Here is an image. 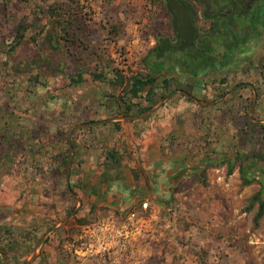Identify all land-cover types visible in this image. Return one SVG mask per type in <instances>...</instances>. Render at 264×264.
Returning <instances> with one entry per match:
<instances>
[{"label": "rangeland", "instance_id": "rangeland-1", "mask_svg": "<svg viewBox=\"0 0 264 264\" xmlns=\"http://www.w3.org/2000/svg\"><path fill=\"white\" fill-rule=\"evenodd\" d=\"M10 1L0 0V41L5 43L0 49L1 62L5 64L0 78V106L6 107L9 87L13 83L18 98L15 110L21 117L20 122L35 128L44 126L49 132L47 137L54 129H62L70 133L69 139L79 131L75 129L80 123L104 120L100 117V106L108 105L114 112L119 111L115 101L123 104L121 89L114 90L108 82L94 81L91 73L103 71L113 79L112 70H104L107 60L114 61L113 67L125 71V76L148 73L145 59L169 23L165 20L164 0H30L33 8H46L56 3L79 6L78 12L87 30L83 41L90 47V52L82 48L67 52L63 48L64 42L60 43V48L56 31L47 28L43 34L37 33L36 29L29 30L23 45L10 53L6 45L14 44L15 23L28 10L20 4L24 10L19 13ZM5 6L9 7L6 16L3 15ZM49 35L54 36L56 49L46 43ZM174 56L172 54L162 62L160 68H169ZM81 73L82 81L79 82ZM164 74L173 83L177 81L194 89L195 100L189 101L185 95L176 94L155 113L142 119L140 127L148 130L156 128V123L167 124L171 129L179 126L178 130L184 135L169 134L168 148L192 150L197 142L199 146L195 150L199 151L201 167L199 172L184 180L183 188L180 186L186 199L174 198L169 211L153 207L156 217L151 218L149 233L141 238L143 256L139 257L138 264H144L150 254L147 264H264V217L259 227H255L254 218L259 206L246 212L254 195L262 192L264 199V98L259 100V108L255 110L250 109L251 101L234 107L242 101L238 94L231 98L229 94L216 98L223 94L198 89L192 78H183L179 73ZM32 77L38 80L28 88L27 80ZM157 86L161 95L162 78L158 79ZM225 96L227 98L223 99ZM244 96L252 97L251 94ZM124 101L129 102L128 97ZM24 119L28 121L23 122ZM197 131L201 132L200 137L195 136ZM84 139L89 142L88 131L78 133L77 140ZM120 142L119 139L115 141L120 149H140L128 141L123 146ZM18 153L20 159L17 158L13 166L5 170L0 167V226L33 229L39 223L36 233L42 235V239L76 211L63 227L66 230L56 233L57 230L54 236L50 235L45 256L46 264L57 256L64 264H81L74 253V241L79 239L86 226L108 218L110 214L103 213L94 220L81 216V204L69 194L65 185L67 176L55 179L57 167L50 166V154L43 152L41 160L45 168L41 175L35 176L38 164L34 165L23 150ZM226 162L233 164L231 176H228L230 164ZM242 164L246 168L243 170L245 178L252 181L246 187L243 186ZM34 177L44 184V192L32 194ZM68 200L71 203H67ZM25 202H33L31 210L23 209ZM144 208L138 206L135 212L144 216ZM51 225L56 226L44 233ZM192 228L195 230L190 236ZM41 251L32 264L39 263Z\"/></svg>", "mask_w": 264, "mask_h": 264}, {"label": "trees", "instance_id": "trees-1", "mask_svg": "<svg viewBox=\"0 0 264 264\" xmlns=\"http://www.w3.org/2000/svg\"><path fill=\"white\" fill-rule=\"evenodd\" d=\"M10 2L13 3V7L18 9L19 13L24 10L23 7H20V4H24V8L28 9L26 11L27 13L25 15H22L20 21L15 23L16 26L13 28L14 44L6 45V50H8L10 53H13L17 50V48L23 45L29 30L36 29L38 30L37 33L43 34L47 28H51L56 31V34L58 35V42L60 41L59 44L61 42H64L63 48H65L67 52L70 53L74 48H82L83 51L90 52V47L83 41L86 34L85 32L87 30L82 24L81 15L80 12H78V5V7H72L69 5L65 6L64 4L61 5L59 3H56L54 5L46 6V8L44 6L33 8L30 7V0H11ZM7 10L9 11V7L5 6L3 9V15L6 16ZM46 37V43H50L51 47L53 49H56V47L53 45L54 36L49 35ZM4 46V41H0V49H2ZM61 47L62 45L60 44V48ZM5 52L7 53V51ZM167 60L168 57L162 50L161 46L158 44L149 52L148 56L145 59V66L149 70V72L146 74L143 72H138L133 75L125 76L123 75L125 71L113 67L114 61L112 60L106 61V63L104 64V70L111 69L113 79L107 77L103 71L91 73L94 81L103 83L108 82L114 90L121 89L122 91L121 101L123 104L115 101L119 111L117 110L116 112H114L113 107L104 105L106 110L108 111L105 119H112L116 116H140L152 109L159 100L164 99L166 96L177 90H183L195 97V94L193 92L194 89H189L188 87L184 86V83H180L177 81L173 83L171 79L167 78V75L164 74L165 72H167V74L179 72L178 69H176V66L178 65L176 57H173V59H171L169 68L161 69L160 66L162 62H165ZM175 61L176 64L173 65L172 62ZM97 64L100 66V60L97 61ZM156 65L158 68L156 67ZM4 67L5 64L1 62L0 57V78H2V71ZM81 76L82 73L81 75H79V82L82 81ZM159 78H162L161 95L158 93L159 87L157 86V81ZM37 80V77L29 78L27 80L28 88L31 87L32 83H35ZM11 84L12 86L9 87L10 90L8 91L9 96L7 99V105L6 107L0 106V167L5 170L6 168L13 166L16 159H20V155L18 153L19 150H23L24 152L28 153L34 165L38 164L35 167V176L41 175V172H43V169L45 168L41 158L43 152H46L51 156L52 163H50V166L57 167L56 172L54 173L55 179L60 180V178H66L68 163L72 155L68 140V136L70 133H66L62 129H54L53 131H51L52 133L50 134V136L47 137L45 135H47V133L49 132L45 129L44 126L35 128L27 125L26 123H21V117L15 110L18 99L16 95L17 93L15 91L16 88L15 86L13 87V83ZM19 91L22 92L21 89ZM27 92L29 93L30 91ZM224 95L225 94L216 96V98H221ZM180 96L185 98V96L183 95ZM125 97H128L129 102L124 101ZM111 99L114 100L115 98L111 97ZM136 100L139 101L135 102ZM189 101H192V99H189ZM26 121L28 120H23V122ZM90 122H94V120H91ZM110 126L117 129L120 127V123L114 122L111 123ZM92 129L93 128H86L80 130L74 133L71 138V145L75 150V157L70 173V189L73 192H75L76 187V184L73 181V177L76 174V167L77 165H81L83 153H86V151L90 149V146L88 145L89 142L86 141V139L82 140L81 142L77 140L78 133L84 131L89 132ZM100 141L104 144V146L109 145V143H107L106 137H101ZM6 149H8L7 152ZM104 151H106L107 153L106 159L114 160L119 166L120 159L118 158V150L116 148H110L108 146V148H105ZM239 160H241L240 157ZM226 163L230 164L228 169V176H231L234 169L233 164L232 162ZM241 168H243L241 169L243 186L246 187L251 185L252 181L245 178L243 170L246 168L245 166H243V164ZM35 179L31 188L33 195L36 194V192H40L41 190L42 192L45 191L44 184H40L37 179ZM31 204H33V202H25L23 204V209L26 211L31 210ZM256 205H258L259 208L254 218V224L255 227H259L260 221L264 217V199L262 192L254 195L249 200V205L246 207V212H251ZM143 215L149 216L151 215V212L148 209H145ZM36 225L37 226L33 227V229H30L29 227L23 229L21 227L0 226V254L6 256L9 264H21L25 258L31 255L42 236L37 235L36 230L38 227H40V225L39 223H37ZM54 226L56 225L47 227L44 233L48 232ZM64 230H66V228L60 229L56 233L62 232ZM54 234L52 236H54ZM50 240L51 236L46 240L42 248L41 254L38 258V264H46L45 251ZM74 242L75 244H73V248L78 245V239H76ZM0 264H4L1 257Z\"/></svg>", "mask_w": 264, "mask_h": 264}, {"label": "crops", "instance_id": "crops-1", "mask_svg": "<svg viewBox=\"0 0 264 264\" xmlns=\"http://www.w3.org/2000/svg\"><path fill=\"white\" fill-rule=\"evenodd\" d=\"M107 112L105 106H100V117L106 118ZM101 121L106 119L94 122ZM124 121V123L122 120L118 121L120 127L117 129L111 127V123L87 127L93 128L88 132L90 149L83 153L81 165L76 167V174L73 177L76 184L75 192L67 185L68 177L70 182L71 169L70 173H67L65 185L69 194L72 195L71 190L76 195V197L72 196L80 201L81 216L88 217L89 220L98 219L103 213H109L110 216L104 219H113L121 223L129 213L135 212L136 208L142 205L151 212L149 217L155 218L153 207L159 206L162 211L165 209L169 211V205H172L174 198L186 199L180 186L183 188L184 180H188L190 174L193 175L200 170L201 157L199 151L195 150L199 146L197 142V146L192 150L180 151L168 148L167 138L169 134L180 133L179 126L171 129L167 124L156 123V128L145 130V127L142 129L140 127L142 125L139 124L142 119ZM87 123L93 122L80 123L78 126ZM194 134L200 137L201 132L197 131ZM180 135L184 134L181 132ZM101 137L107 138L110 148L118 150L119 166L114 160L106 159L107 153L104 149L108 146H104L100 141ZM117 139L121 140L119 144L122 146L128 141L133 146H139L140 149H120L115 144ZM106 167L107 172H105ZM67 203L71 201L68 200ZM194 230L195 228L191 229L190 236ZM151 256L152 254L149 259ZM149 259H145L144 264L149 263ZM53 260L49 261V264H64L58 256Z\"/></svg>", "mask_w": 264, "mask_h": 264}, {"label": "flooded vegetation", "instance_id": "flooded-vegetation-1", "mask_svg": "<svg viewBox=\"0 0 264 264\" xmlns=\"http://www.w3.org/2000/svg\"><path fill=\"white\" fill-rule=\"evenodd\" d=\"M164 1L169 23L155 47L159 44L168 58L175 54L178 73L192 78L198 89L233 92L230 98L238 94L242 101L234 107L251 101L250 109L259 108L264 98V0ZM172 4L183 5L190 15L194 38L187 44L178 36Z\"/></svg>", "mask_w": 264, "mask_h": 264}, {"label": "built area", "instance_id": "built-area-1", "mask_svg": "<svg viewBox=\"0 0 264 264\" xmlns=\"http://www.w3.org/2000/svg\"><path fill=\"white\" fill-rule=\"evenodd\" d=\"M152 219L131 212L121 223L103 219L86 226L74 249L81 264H138L141 238Z\"/></svg>", "mask_w": 264, "mask_h": 264}, {"label": "water", "instance_id": "water-1", "mask_svg": "<svg viewBox=\"0 0 264 264\" xmlns=\"http://www.w3.org/2000/svg\"><path fill=\"white\" fill-rule=\"evenodd\" d=\"M168 2V4L170 3V0H166ZM179 1V0H178ZM173 7L172 9L169 7L170 10H174L176 13V30L178 32V36L185 42V44H187V42L193 41L194 38V27L191 23V18L190 15L187 11V9L183 6V5H175L172 4ZM179 50H182V48H180ZM232 93V92H231ZM231 93H229V95H231ZM176 94H183L185 95L187 98L189 99H194V97L188 93H186L183 90H177L173 93H171L170 95H168L166 98H164L156 107H153L152 109H150L149 111L145 112L144 114H142L141 116L138 117H117L114 119H110V120H106V121H101V122H93V123H87V124H83L80 126H77L75 131L83 129V128H87V127H94V126H100L103 124H107V123H113V122H118L120 120H139V119H145L148 116L152 115L153 113H155L160 107H162L168 100H170L173 96H175ZM228 96V95H227ZM227 96H225L223 99H226ZM197 103L201 104V102H199L198 100H196ZM74 131V132H75ZM71 138L72 135L69 137V145H70V149L72 151V157L69 161V165H68V172L70 173V169L72 166V162L74 159V149L71 145ZM67 185L70 188V182H69V177L67 180ZM70 193L76 197V195L70 190ZM80 202V201H79ZM76 212V211H75ZM75 212L72 213V215L67 218L63 223H61L59 226L51 229L39 242V244L37 245L35 251L33 252V254L31 255L30 259L25 262L24 264H32L33 262H35V260L37 259L45 241L48 239V237L53 234L55 231L65 227L67 225V223L73 218V216L75 215ZM0 256L3 259L4 264H9L7 262V258L5 255L0 254Z\"/></svg>", "mask_w": 264, "mask_h": 264}]
</instances>
